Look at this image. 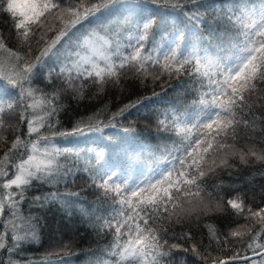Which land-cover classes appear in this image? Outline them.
<instances>
[{
    "label": "trees",
    "instance_id": "1",
    "mask_svg": "<svg viewBox=\"0 0 264 264\" xmlns=\"http://www.w3.org/2000/svg\"><path fill=\"white\" fill-rule=\"evenodd\" d=\"M109 1L0 0V56L16 72L0 81V264H217L263 251L264 221L226 234L264 206V0H139L164 10L67 30ZM59 2L72 13L49 26ZM223 145L229 160L210 166Z\"/></svg>",
    "mask_w": 264,
    "mask_h": 264
},
{
    "label": "rangeland",
    "instance_id": "2",
    "mask_svg": "<svg viewBox=\"0 0 264 264\" xmlns=\"http://www.w3.org/2000/svg\"><path fill=\"white\" fill-rule=\"evenodd\" d=\"M103 5H105V4H103ZM53 6H54V4H53ZM100 6H101L100 8L99 7H95V8L91 7V9L89 11H87L88 10L87 8H83V10L81 11V14L79 16L80 18L78 17L75 20H73V22L70 24V26L67 28V30L71 26L78 27L82 22H88L90 20H91V23H93V21H94V23H95V21H98L103 26L105 25L106 27H109V28H110V24L112 25L114 23V28H117L120 25H122L123 23L128 22L132 19V17H130V13L139 16L140 14L147 13L150 9H153V8H156L157 11H159L158 13H160V12H162V10H164L162 8L158 9V7H156V6L154 7L153 4H151V6H150V5H147V4H145L141 1H138V0H113V1H109V3L106 4V6H102V5H100ZM47 8H48V6L46 5L43 9H47ZM49 12H51V11H49ZM71 13L72 12L63 4V2H59V4H55V10H52V13L49 17L47 25H49V26L55 25L54 18H53V22H52L53 16L56 17L58 19V21H61V20L66 19L67 17H70ZM84 14H85V16H83ZM81 16H83V17H81ZM105 16H106V18H105ZM107 18H108V20H107ZM151 21H152L151 18L148 19L147 21H145V23H146L145 25L149 24ZM105 28L101 29V32L105 33L107 31V29H105ZM85 30H87V33H88L90 28H85L83 31H85ZM100 36L98 34V36L96 37V39L98 41H101L103 39L106 40L103 36L102 37H100ZM63 37L64 36L61 34L60 36L55 38V42H53L50 46H48L44 50L43 54H49L54 47L61 45V43H62L61 39ZM94 44L95 43L93 40H91V39H90V41H89V39L87 40V45L90 49V54L88 55V60H90V61H92V59L90 57L98 56L97 53L95 55L93 54V52L95 50ZM83 57H86V56H83ZM12 64L13 63L9 59V57H4V56L1 57L0 56V81L1 82L5 81V82L10 83V78H11L12 74L16 73L14 71V68H13L14 64H13V66H12ZM91 133L96 134L93 137H95V138L98 137L97 131H95V130H92L91 132L78 133V137L79 138H81V137L85 138L88 135H90ZM73 137H74L73 134H67L68 141H66V143L70 144ZM75 144H79V142H75L74 145ZM211 146H212V150L209 154L213 153V150L215 151V148H217V144H215L213 142L211 144ZM223 147H225V148L215 156V159H213V163L209 164L210 166L212 164H216L219 166V165L226 163L229 160V148L226 147L225 145H223ZM254 155L261 157V154L258 155L257 153H255ZM39 162H42V160L39 159ZM3 164H4L3 166L0 165V177L4 173V171L6 170V165L8 164V159L3 160ZM20 178L21 177H19V179L16 178L13 181H15V182L21 181ZM2 182H4V181L2 180ZM198 193L200 195V191L199 192L197 191V194ZM200 196L203 197L204 195H200ZM204 197L203 198H204L205 203H204L203 207H207L206 205L212 204L211 199L207 198L206 196H204ZM237 201H238L237 199L232 200L230 202V205L233 207L237 206V204L239 205V202H237ZM171 204H173L172 201L170 202V205ZM179 204L180 203L178 202L177 208H178ZM189 204H190L188 206L190 208L189 212H194L195 210H193V209H199L198 206L200 205V201L198 202V201L193 200ZM186 209H188V208H184V209L178 208L177 213H186ZM243 220H244V222L242 223V225L235 227V229L233 228L232 231H230L227 228L228 231L231 232L230 235H229V232L226 234V236H228V238L231 237L232 235H234V237H235V234H236V235H240L241 236L240 239H241L245 234H247L249 232L251 226L255 227L256 225L263 222L264 221V206L259 211H255L251 215L249 214V212H247L243 216ZM146 237H147V235L143 233L142 238H138V239L140 240V239L145 238V239L149 240L151 238V236H148L147 238ZM140 241H142V240H140ZM174 246L175 247H171V248L181 250L178 245L177 246L174 245ZM221 262L222 261H220L217 264H220ZM173 264H181V260H180V263H173ZM247 264H264V255L257 258V259H253V260L247 262Z\"/></svg>",
    "mask_w": 264,
    "mask_h": 264
},
{
    "label": "bare ground",
    "instance_id": "3",
    "mask_svg": "<svg viewBox=\"0 0 264 264\" xmlns=\"http://www.w3.org/2000/svg\"><path fill=\"white\" fill-rule=\"evenodd\" d=\"M263 255H264V250L259 252V253L250 254L249 257H248L249 259H247V262H249V261H251L253 259H257V258H259V257H261Z\"/></svg>",
    "mask_w": 264,
    "mask_h": 264
},
{
    "label": "water",
    "instance_id": "4",
    "mask_svg": "<svg viewBox=\"0 0 264 264\" xmlns=\"http://www.w3.org/2000/svg\"><path fill=\"white\" fill-rule=\"evenodd\" d=\"M248 257H249V255L243 256V257H240V258H235V259L233 258V259L225 260V261L221 262L220 264H225V263H228V262H231V261L247 260V259H249Z\"/></svg>",
    "mask_w": 264,
    "mask_h": 264
}]
</instances>
